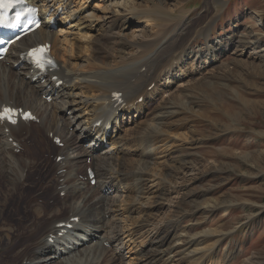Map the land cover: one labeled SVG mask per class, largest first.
Segmentation results:
<instances>
[{
  "label": "rangeland",
  "instance_id": "374dc122",
  "mask_svg": "<svg viewBox=\"0 0 264 264\" xmlns=\"http://www.w3.org/2000/svg\"><path fill=\"white\" fill-rule=\"evenodd\" d=\"M73 1L76 7L78 2L96 7L97 20L110 13L118 15L121 10L153 12L149 15L152 18L148 27L134 25L136 20L127 25L119 22L114 41L100 47L92 43L93 36L99 32L86 33L83 37L80 33L85 31L79 33L70 26H60L57 34L54 32L59 54L65 49L73 50L76 57L67 56L73 69L80 74L88 73L90 69L125 72L126 65L130 64L128 61L144 58L145 49L155 54L156 49L143 48L145 41L162 39L160 45L164 47L171 28L172 31L177 28L179 32L192 29L194 34L189 41L194 55L198 50L207 51V45L216 50L214 58L204 53L197 60H184L181 67L186 72L189 69L188 73L179 77L181 74H176L177 69L172 71L165 82L175 79L163 90L164 93H156L152 100L145 101L143 114L134 118L137 123L131 125L128 118L124 121L129 136L124 135V131L121 134L127 143L121 156L125 173L129 172L131 176L123 181L133 186L138 173L135 169L139 168L143 175L140 174L142 182L138 196L142 201L137 199L143 202V208L152 211L149 217L144 215L149 218L148 223L145 221V227L140 228L134 238L137 247L132 245L130 248L138 249L146 244L157 225L169 230L171 221L178 219L173 223L175 228L171 236L173 233L185 234V240L196 238L199 244L190 248L195 250L194 260L183 258L178 253L182 248L177 247L173 252L172 248L170 256H173L174 264L200 263L203 254L212 255L214 264H264V0ZM162 14L169 15L173 23L168 24ZM123 39L130 43L122 46ZM75 41L82 46L81 49ZM254 48H258V52L252 53ZM118 60L122 61L119 68L102 65ZM142 72L141 69L139 75ZM0 82L1 87L4 85L3 75H0ZM6 83L12 91L14 83L7 79ZM160 83H164V78ZM133 84L138 85L140 81ZM144 88H148V92L152 89ZM78 90L90 97L98 94L82 86ZM23 98L26 97H19L14 105H21ZM2 100L0 94V102ZM124 115V112L120 115L121 122ZM76 128L77 131L80 129L78 126L68 129L71 132ZM30 131L31 136L19 138L30 139L18 141V153L0 148V264H21L22 257L33 248L44 224L57 217L63 219L67 212V205L61 202L63 196H58L55 191L59 183L53 163L59 148L53 146L51 137H47L39 126ZM89 142L85 140L83 146H88ZM138 146L146 150L145 165L140 163L143 150L135 148ZM88 162V159L83 160L85 165ZM113 166L118 173L117 164ZM84 175L83 168L78 178ZM153 181L156 183L153 187L155 195L160 193L163 196L155 203L157 206L152 203L153 195H149ZM116 193L109 195L106 210L97 211L99 217L113 209L124 213L127 208L123 217H113L112 213L105 220L115 218L111 227L117 224L121 235L137 230L138 223L135 225V222L142 219L143 213L138 209L131 211L139 206L133 203L135 196L126 191L117 200L121 194ZM95 197L99 198L98 195ZM120 201L123 202L120 204ZM55 208L57 214L51 211ZM223 213L226 214L222 216ZM174 238L171 237L161 249L167 251ZM105 248L107 264H112L115 247L106 244ZM127 250L121 252L124 264L134 257ZM159 254L160 251L156 252L160 258ZM161 262L158 264H163Z\"/></svg>",
  "mask_w": 264,
  "mask_h": 264
},
{
  "label": "bare ground",
  "instance_id": "6f19581e",
  "mask_svg": "<svg viewBox=\"0 0 264 264\" xmlns=\"http://www.w3.org/2000/svg\"><path fill=\"white\" fill-rule=\"evenodd\" d=\"M30 2L37 5L40 9L42 8L44 12H50L51 17L57 16V13H59V20L61 21L67 22V20L74 19L70 28L76 29L79 33L85 31L80 33L83 37L86 36V33L99 32V34L93 36L94 38L92 39V43L97 47L102 46L104 43H110L111 40L116 37L115 31L118 28L119 22L127 25L128 22L136 20L134 25L148 27L151 21L150 18H152L149 15L153 13L150 11L143 12L139 9L121 10V15L119 13L118 15L110 13L108 17L105 16L103 19L97 20L95 13L96 7H92L91 5L85 6L83 2H78L79 5L77 7L73 0H30ZM50 3H53V5H50ZM162 17L168 24L173 23L169 15H166V17L163 15ZM96 21L97 23H95ZM186 26L189 27L190 25L186 24ZM126 28L127 27H125V29ZM172 30V28L169 31L167 30L168 34L165 37L167 42L162 48L160 45L162 39L157 40V38H153L152 40L150 39L151 41H145L143 48H150V51L151 49H156L155 54L152 53L153 51L148 53L146 52L148 50L145 49L146 51H143V53L145 52L144 58L137 60L135 58V61H133L134 59L131 61L127 58L130 60L128 61L130 64L126 65L125 72L110 73L112 71H96L95 69H90L87 71L88 73L82 74L76 72L70 60V58L74 59L76 57L75 54H72L73 50L68 51L65 49L62 54H59L60 48L58 47L56 37H54V32L47 29L45 23H43L42 27L36 32L27 35V37L15 44L9 55L3 61H0V75L4 77V85L0 87V94L3 99L0 105H13L19 100V97H26L23 98L21 105H16L14 107L21 106L24 107L23 109L26 111L32 110L39 122L37 126L44 131L43 133L47 137L60 138L63 142L61 149L56 151L57 155L54 158L53 166L56 169L57 183H59L55 191L58 195L64 194L62 203L67 205L66 215L63 219L60 218L59 220V217H57L52 219L50 223L44 224L40 236L37 237L33 243V248L22 257L21 264H107V260L104 257L107 251L105 248L106 244L115 247L112 264L125 263L121 253L125 248L128 249V253L132 252V255L135 257H132L133 259H130L128 264H158L160 261H162L161 263L163 264H174L173 256L171 257L170 253L177 247L182 248L178 250V253L182 254L181 256L183 258L188 257L194 260L195 250L192 251L190 248L192 246H198L199 242L196 238H191V241H188L185 240V234L173 233L171 236V232H174L175 228L173 223H176L178 219L173 222L171 221V229L169 230L167 227L165 228L164 226L157 225L154 234L150 237L148 236L149 238L146 240V244L142 245V242H138V245L141 244L142 246L138 249H134V247H137L135 246V237L138 235L140 228L145 227V221L148 223V217L151 215L152 211L143 208L142 199L138 196L140 194V176L143 175L140 170L138 171L139 168L135 169L138 173L135 174L136 176L133 179V186L130 187L123 181L126 177L131 176L129 172V174L125 173L123 165L124 160L121 156L125 152L124 149H127L124 135L129 136V130L127 132L124 128V121L128 118L131 125L137 123L134 118L143 114L142 111L146 106L145 101L152 100L156 93L163 92V90L167 89L170 83L175 79L173 78L170 81L168 79V82H165V78H169L172 71L177 69L176 74H181L179 77H183L188 73L189 69L186 72L185 69L181 67L184 60H191L193 58L197 60L199 57H202L199 55L204 53L207 54V57L208 55L212 58L215 56L214 53L216 50H213L211 45H207V51L198 50L195 55L191 52L192 43L189 40L191 34H194L192 29V32L189 31V29L180 32L177 28H175L174 31ZM122 36L123 35H120L119 37L122 38ZM43 42H48L51 45L52 54L58 62L57 70L32 83L30 79L36 72L33 71L31 67L26 66L25 61L20 58V54L26 52L27 49L32 46L43 44ZM149 42L150 45H148ZM155 42H157V44H155ZM126 43L129 44L130 42L127 40L121 41L122 46H125ZM75 44L79 46V48L82 47L78 45L76 41ZM254 49L255 51H252V53L258 52V48ZM81 51L79 52L81 53ZM91 56L93 57L95 54L92 52ZM97 59L99 58L97 57ZM157 59L160 61V64H157ZM120 61L118 60L115 63L103 62L102 65H108L111 69H115V67L119 68L122 66L120 65ZM90 65L88 66L89 68L91 67ZM95 65L96 64H93L92 66ZM14 66H16V68H13ZM141 69H143V72L141 73L142 75H139L138 72ZM55 77L63 81L59 87H55V82L52 81ZM160 78H164V83H160ZM6 79L14 83L11 85L12 91H10L6 83ZM128 81H131V83H127ZM136 81H140V84H133V82ZM113 82H118L120 84L111 85ZM152 85L153 87H151ZM76 86L78 88L82 86L87 90L92 89L98 92V94L94 96L91 94L93 97H90V95L87 96L85 92L81 91L82 89H76ZM146 86L152 89L148 92V88H144ZM114 93L121 94L122 103L120 105L116 106L113 101ZM47 97H50V104L47 102ZM139 98H142L141 103L137 101ZM118 111H120V113L124 112L125 114L122 117V122L121 120L119 122L117 117H115ZM99 121H102V124L96 126V123ZM109 123H111L112 128L105 135L104 129ZM75 125L80 129L77 131L76 128L69 132L68 128ZM37 126L31 123L25 124L19 122L15 127H9L4 123L2 128L0 127V148L6 152L8 150L13 151L14 148L8 143V139L13 138L20 140L19 138L30 135V130ZM5 128L9 129L7 137L3 135ZM123 131L124 135H121ZM87 139L90 140V142L88 146L85 147L83 143ZM107 140L110 146L104 149L102 148V143ZM135 148H141L143 150L140 163L141 165H145L147 162L146 150L144 151L142 146ZM58 158H60L59 161L57 160ZM84 159H90L91 165L85 166V164H83ZM112 162L116 163L119 167L118 173L117 170L115 171L113 166L114 163ZM88 167L95 172L94 179L96 185L93 187H91L89 179H78L80 171L83 168L86 170ZM109 172L111 173L109 174ZM114 175H119L120 177H114ZM155 184L156 183L151 184L149 189V195H153L151 197V199H153V204H157L163 197L160 193H158L157 196L155 195L156 190H153ZM115 191L118 192L116 194H121V197H116L117 200L121 199L126 191H130L135 196L133 203H137L139 206L134 210L131 209V211L138 209L143 213L142 219L135 222V225L138 223L136 225L137 230H130L127 234L121 235L119 228L116 226L117 224L111 227V222L115 218L109 221L105 220L107 219L106 216H110L112 213L113 217H123L127 208H124V213L120 210L113 209L109 213L104 214L101 218L99 217L97 211L106 210L105 202H109V195ZM97 195L99 198L95 197ZM122 202L123 201H120L119 203L121 204ZM132 206L134 207V205ZM39 209H42L41 206H39ZM51 211L53 214L58 213L57 208ZM225 214L226 213H223L222 216ZM73 218L78 219L77 223H72L73 229L58 236V233L61 231L55 228L56 224L67 222ZM110 229L111 232L109 234L108 232ZM51 235L54 237L52 238ZM121 236H125V238L121 239ZM170 236L175 237L173 243L171 242L167 251L162 250L161 248L165 243L171 239ZM125 239H127V241ZM132 245H134L133 249L132 247L130 248ZM172 248L173 250L170 252ZM159 251L160 258L156 255V252ZM216 257L215 255V259ZM136 259H138V262ZM198 263L199 261L195 264ZM199 264H214L212 255L205 256L203 254Z\"/></svg>",
  "mask_w": 264,
  "mask_h": 264
},
{
  "label": "snow or ice",
  "instance_id": "6c2138e0",
  "mask_svg": "<svg viewBox=\"0 0 264 264\" xmlns=\"http://www.w3.org/2000/svg\"><path fill=\"white\" fill-rule=\"evenodd\" d=\"M21 0H0V8L2 9H6L8 7H12L14 4L16 3H20ZM3 41H0V43H2ZM32 55L35 58V61L37 63V66L42 67V60H43V53L42 50H34ZM50 63V61H49ZM12 115L13 112L10 109H3L2 111H0V120H5L7 119L10 123H15L14 120H12Z\"/></svg>",
  "mask_w": 264,
  "mask_h": 264
}]
</instances>
